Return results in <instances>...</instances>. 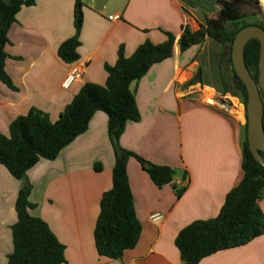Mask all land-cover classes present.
<instances>
[{
	"label": "crops",
	"instance_id": "1",
	"mask_svg": "<svg viewBox=\"0 0 264 264\" xmlns=\"http://www.w3.org/2000/svg\"><path fill=\"white\" fill-rule=\"evenodd\" d=\"M84 24L80 58L63 62L58 50L76 34V0H36L24 7L9 31L6 71L17 91L0 87V132L9 135L20 116L37 109L59 119L86 84L105 85L106 66L117 63L145 42L161 45L167 33L176 42L184 27L197 22L182 0H82ZM110 17H119L111 20ZM194 54V51H190ZM192 55H179L154 65L133 84L142 114L129 122L121 138L124 149L151 164L175 171L174 181L158 187L135 158L128 175L142 234L137 246L118 260L98 254L94 232L104 193L113 186L116 162L108 135V116L98 112L89 129L54 160L42 158L28 170L33 189L31 215L43 219L66 247L67 264H184L175 241L193 222L216 218L229 192L241 181L242 121L199 97H181L180 86L193 77ZM76 68L82 74L68 88L63 84ZM180 69V71L177 70ZM237 126V128H236ZM101 164V172L95 165ZM23 181L0 164V264L14 252L13 226ZM188 185L179 197L176 187ZM264 213V198L260 201ZM161 215L152 221V215ZM199 264H264V235L252 242L217 252Z\"/></svg>",
	"mask_w": 264,
	"mask_h": 264
},
{
	"label": "trees",
	"instance_id": "2",
	"mask_svg": "<svg viewBox=\"0 0 264 264\" xmlns=\"http://www.w3.org/2000/svg\"><path fill=\"white\" fill-rule=\"evenodd\" d=\"M246 2L233 0L225 4L226 11L220 22L210 23L213 37L217 40L221 38L219 30L223 21L240 18V7ZM35 4L36 0H0V87L4 84L13 91L18 90L6 71L8 35L20 11ZM83 24V3L76 0V34L58 50L60 59L67 64L80 58ZM167 36L168 41L161 45L145 42L129 58L122 47L117 63L106 66V84H86L57 121L53 122L47 114L32 109L12 122L9 135L0 132V164L14 178L23 181L16 204L18 222L12 228L14 252L9 257V264H67L66 247L43 219L30 213L35 205L30 201L33 186L27 172L42 158L56 159L66 145L86 131L90 118L97 110H104L110 115L112 132H115L118 123L132 117L131 114L122 116L127 109L124 96L127 86L149 67L150 62L160 61L172 51L176 38L170 33ZM197 37L189 26H185L179 41L185 47ZM258 46L257 42H253L247 50V62L251 69L257 67ZM242 153L244 175L227 195L220 214L213 219L193 222L177 236L175 244L184 264H199L217 252L246 245L264 235V213L260 207L264 198V169L254 161L247 145L243 146ZM132 157L142 164L160 188L171 184L175 177L171 167L151 164L134 152L118 149L113 186L102 197L94 232L98 254L112 260L121 259L127 250L134 249L142 234L128 175V162ZM102 169L101 164L95 165L97 172ZM187 187H176L179 197Z\"/></svg>",
	"mask_w": 264,
	"mask_h": 264
},
{
	"label": "water",
	"instance_id": "3",
	"mask_svg": "<svg viewBox=\"0 0 264 264\" xmlns=\"http://www.w3.org/2000/svg\"><path fill=\"white\" fill-rule=\"evenodd\" d=\"M182 1L197 22L198 28L193 31L194 34L198 35L196 41L193 40L185 47L181 41L175 42L172 51L166 54L165 58L150 62L149 67L144 69L138 78L129 83L124 94L127 109L122 116L131 114L132 117L118 123L115 126V132L111 130L110 115L101 109L92 115L86 131L98 112L105 113L108 116L109 139L116 155L118 149L123 148L121 138L128 123L142 120L137 101V90L133 88V84L140 82L154 65L173 58L175 52L179 55H192L191 64H196L197 68L193 77L180 86V96H196L211 106H218L231 114H236V118L242 121V145H247L254 161L264 169V18L261 19L258 13L250 16L242 15L241 7L243 5L251 6V0H246L247 2L240 7L238 20L221 23L222 28L219 30L221 38L217 40L210 32L212 31L210 23L220 22L226 11L225 4L232 3L233 0L220 3V5L225 6V9L219 18H211L208 14H204L201 9L200 11L195 9V6L189 4L187 0ZM228 25H231L233 30L229 29ZM200 33L203 35L201 36ZM253 42H257L259 45L256 69L249 67L246 56L248 47ZM190 51H194V54ZM177 70L180 71L178 68Z\"/></svg>",
	"mask_w": 264,
	"mask_h": 264
},
{
	"label": "rangeland",
	"instance_id": "4",
	"mask_svg": "<svg viewBox=\"0 0 264 264\" xmlns=\"http://www.w3.org/2000/svg\"><path fill=\"white\" fill-rule=\"evenodd\" d=\"M224 1L227 2V0H187V2L189 4H192L195 6V9H198L199 11L201 9L204 12V14H208V16L211 18H217V17L219 18L224 13L225 6L220 5V3L224 2ZM229 1H231V0H229ZM187 6L190 7L189 5H187ZM241 12H242V15H244V16H250L252 14L258 13L259 17L261 19H263L264 18L263 17V15H264V0H251V6L243 5L241 7ZM202 18L204 19L203 16H202ZM228 28L233 30V27H231V25H228ZM234 100H236V99L234 98ZM237 101H239V99H237ZM240 102L242 103L241 100H240ZM213 107L224 111L226 114L228 113L230 118L235 122L233 115L236 117V114H231V113L219 108L218 106H213ZM243 119H244V117H243ZM236 128H237V126H236ZM240 143H241L240 147L243 151L242 142H240Z\"/></svg>",
	"mask_w": 264,
	"mask_h": 264
},
{
	"label": "built area",
	"instance_id": "5",
	"mask_svg": "<svg viewBox=\"0 0 264 264\" xmlns=\"http://www.w3.org/2000/svg\"><path fill=\"white\" fill-rule=\"evenodd\" d=\"M111 20H115V19H119V17H110ZM82 74V71L81 69L79 68H76L72 71V73L67 77V79L64 81V84H63V87L64 88H68L71 83L78 77H80ZM152 221H159L162 219V216L161 215H152L151 217Z\"/></svg>",
	"mask_w": 264,
	"mask_h": 264
}]
</instances>
